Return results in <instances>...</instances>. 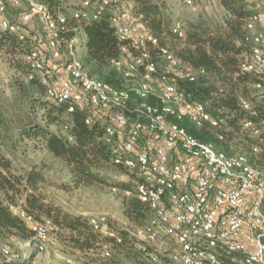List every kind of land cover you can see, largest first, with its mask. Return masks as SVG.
<instances>
[{"label": "built area", "instance_id": "1", "mask_svg": "<svg viewBox=\"0 0 264 264\" xmlns=\"http://www.w3.org/2000/svg\"><path fill=\"white\" fill-rule=\"evenodd\" d=\"M6 1L12 7L24 2L25 8L11 21L6 17V5L0 2L1 31L24 41V27L36 22L44 34V38L36 36L25 56L30 69L27 79H38L45 87V97L67 104L68 113L85 105V123L102 125L103 141L117 152L115 164L140 176L134 193L125 192L145 203L149 211L141 226L126 231L141 255L133 264H156L162 258L168 264H221L222 258L229 257L239 264H264V168L250 164L245 154L229 156L215 150L177 124L188 120L198 128L215 131L218 139H223L226 118L213 115L206 103L194 99L176 82L178 76L195 83L206 72L181 65L166 47H160L164 62L160 71L156 63L144 61L146 54L116 61L115 67L126 79H132L142 68L134 87L118 89L88 75L77 56L76 38L64 49L59 47L61 33L68 28L67 18L54 17L38 0ZM67 1L71 18L81 24L111 13L109 20L115 35L129 40L121 48L122 57L129 55L130 49H144L145 41L158 45V39L132 12L131 0ZM180 1L185 7H193L198 0ZM247 1L252 10L244 23L247 52L238 72L252 77L256 97L264 100V0ZM171 32L183 37V24L175 21ZM216 91L225 93L219 82ZM238 104L245 112L252 108L244 97L238 99ZM241 129L258 138L264 132V120L256 123L243 118ZM259 151L257 147L252 150ZM10 209L33 234L32 239L44 245L54 237L55 227L50 220L38 222L20 207ZM88 225L94 232L114 236L117 244L122 243L106 215L89 216ZM110 246H102L103 258L110 257ZM0 255L7 261L19 262L23 258L7 246L1 247Z\"/></svg>", "mask_w": 264, "mask_h": 264}, {"label": "trees", "instance_id": "2", "mask_svg": "<svg viewBox=\"0 0 264 264\" xmlns=\"http://www.w3.org/2000/svg\"><path fill=\"white\" fill-rule=\"evenodd\" d=\"M38 1L47 5L54 17L62 15L67 18L68 28L61 33L59 47L64 49L66 43L76 38L77 56L88 75L113 87L126 89L128 83L132 81L124 78L121 70L114 65L122 58L146 54L147 59L144 61L154 62L158 70H162L164 62L159 55L160 47H166L181 65L203 69L206 76L195 83H189L178 76L176 82L179 88L191 92L194 99L206 103L213 115L226 118L227 129L223 132V139L219 140L215 131L206 127L198 128L188 120L177 122L178 126L217 151L229 156L232 155V151L233 153L239 151L247 156L250 164L264 168L262 149L264 132L257 138L249 136L241 129L243 118L247 117L256 123L264 120V100L256 97L257 99L252 101L249 98L251 93H254L251 87L252 77L238 72L242 56L247 52V45L244 43V23L252 12L247 0H219L225 11L223 23L214 26L199 16L183 25L184 34L181 38L171 32L175 21H172V16L168 12L166 0H131L132 12L140 18L145 30L158 39V45L152 46L145 41L144 49H130L129 55L123 57L121 48L128 45L129 40L115 35L109 20L110 12L102 14L96 21L81 24L71 18L72 9L67 0ZM0 2L6 5V17L11 21L17 19L24 10L12 15L9 9L18 7L10 6L6 0ZM37 27L38 31L24 27L26 32L24 41H19L15 35L0 30V54L8 58L9 62L13 63L15 59L16 64L13 66L25 79L17 78L9 83L10 96L5 97L0 93V130L4 131V134L0 133L1 139L9 132L7 123L16 112H26L28 116L30 112L39 109L42 123H36L30 118L18 126L17 132L21 138L42 147L46 154L59 162L60 167L68 173V184L61 185L60 189L71 191L114 185L125 192L134 193L140 176L115 164L117 152L113 146L103 141L102 125L95 121L90 125L85 123L88 116L86 106H76L72 113H68L67 104L57 103L55 99L45 97V87L38 79H27L30 69L25 56L33 47L36 36L44 38L40 25ZM141 71L140 67L137 73L139 79ZM216 82L223 86L224 94L217 93ZM40 92L43 93L44 99L38 96ZM240 97L251 102L252 108L249 112L240 108L238 104ZM1 142L4 144V140ZM255 147L260 148L258 153L252 152ZM110 168L126 171L129 174V181L109 183L104 171ZM42 182L43 175L37 168L28 170L23 177L12 173L11 161L5 159L0 148V245L19 252L6 245V242L14 239L26 243L33 237L23 221L12 213L10 207L13 206L20 207L38 222L50 220L55 227L54 236L58 235L62 243L80 253L92 251L99 256L96 260L108 261L114 251L130 255L132 263L141 258L126 231H115V235L122 239V243L117 244L114 236H102L94 232L88 225V217L72 216L48 205L38 193ZM122 210L123 215L135 226H141L149 216L147 205L134 195L123 197ZM103 245H111L109 258L101 256ZM236 262L230 257L221 259V264H239ZM1 264L6 263L1 261Z\"/></svg>", "mask_w": 264, "mask_h": 264}, {"label": "rangeland", "instance_id": "3", "mask_svg": "<svg viewBox=\"0 0 264 264\" xmlns=\"http://www.w3.org/2000/svg\"><path fill=\"white\" fill-rule=\"evenodd\" d=\"M166 5L168 12L172 16V21L178 20L184 26L188 21H194L199 16L211 22L214 26L221 25L225 18V11L220 5L219 0H198L193 7H185L180 0H166ZM24 8V2H21L18 8H10L9 10L13 15L22 11ZM37 26L38 24L33 22L28 28L38 31ZM9 61L8 58L0 54V93L5 95V97L10 96L9 83L12 80L17 78L25 80L13 66L16 62L15 59L13 63ZM137 76L138 74L128 83L127 89L136 85L139 81ZM154 89H156V83ZM38 96L44 99L43 93L40 92ZM249 98L252 101L257 99L254 93H251ZM131 101L135 103L132 96ZM40 115L41 111L39 109L30 112L28 116L26 112H16L7 123L10 129L9 132L5 134L3 139L0 137V148L5 159L11 161L12 173L23 177L32 168L40 169L44 182L39 186L38 193L45 199L48 205L56 207L64 213L82 218L103 214L109 219L112 230L132 231L136 226L123 215L122 210L123 197H130V195L127 196L125 191L119 187L109 185L80 188L71 191L60 189L61 185L68 184V173L60 167L59 162L50 158L42 147L36 146L33 142L21 138L17 132L18 126L26 123L30 118L36 123L41 124ZM0 133L4 134V131L1 129ZM3 140L4 144L1 142ZM237 154L241 153L239 151L233 153L232 151V155ZM104 176L109 183H125L129 181V174L124 170L117 171L110 168L106 172L104 171ZM114 187L116 188L115 192L112 191ZM14 243L16 244L15 241L10 239L6 242V245L20 251L19 246ZM45 247L48 253L45 252L43 255H40V253L38 254V249L35 248L34 255H25L30 262L29 264H67L68 261L82 264H133L130 255L125 253L120 254L117 251L113 252L111 259L108 261L102 262L96 260L99 259V256L95 255L92 251L85 254L72 250L62 243L58 235L47 242ZM156 264H168V262L162 258Z\"/></svg>", "mask_w": 264, "mask_h": 264}, {"label": "crops", "instance_id": "4", "mask_svg": "<svg viewBox=\"0 0 264 264\" xmlns=\"http://www.w3.org/2000/svg\"><path fill=\"white\" fill-rule=\"evenodd\" d=\"M12 240L16 242L17 246H19V248H20L19 252L21 253V255L23 257L22 260L19 261V262L18 261H7L2 255H0V260L2 262H5L6 264H20L23 260L27 259V257L25 255L26 254L31 255L35 248L34 247L33 248L29 247L28 244H27L28 242L25 243V242H20V241L14 240V239H12ZM3 246L4 245H0V250H1V247H3ZM44 248H45V252L48 253L47 248L45 247V244H44ZM39 253H40V255L42 254L41 251L38 250V254Z\"/></svg>", "mask_w": 264, "mask_h": 264}, {"label": "water", "instance_id": "5", "mask_svg": "<svg viewBox=\"0 0 264 264\" xmlns=\"http://www.w3.org/2000/svg\"><path fill=\"white\" fill-rule=\"evenodd\" d=\"M28 246L31 247V248H36L38 249L39 251H41L42 254L45 253V248H44V245L39 243L38 241L34 240V239H31L30 241H28ZM35 253V250H33L32 254L31 255H34ZM30 262L25 259L23 260L20 264H29Z\"/></svg>", "mask_w": 264, "mask_h": 264}]
</instances>
